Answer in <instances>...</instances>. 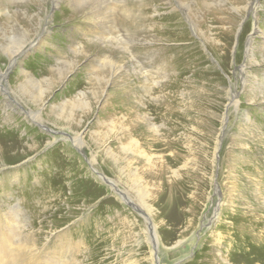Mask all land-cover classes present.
<instances>
[{
	"label": "rangeland",
	"instance_id": "374dc122",
	"mask_svg": "<svg viewBox=\"0 0 264 264\" xmlns=\"http://www.w3.org/2000/svg\"><path fill=\"white\" fill-rule=\"evenodd\" d=\"M0 1V264H264V0Z\"/></svg>",
	"mask_w": 264,
	"mask_h": 264
},
{
	"label": "bare ground",
	"instance_id": "6f19581e",
	"mask_svg": "<svg viewBox=\"0 0 264 264\" xmlns=\"http://www.w3.org/2000/svg\"><path fill=\"white\" fill-rule=\"evenodd\" d=\"M4 1H6L8 4H12V5H14L15 7H16V9L17 8H19L20 7V3H19V1H25V2H32V3H34L35 5L37 4H39L40 2H41V0H4ZM182 2H184L183 4H185V5H188L189 7H191L193 10H197L199 13H197L196 11H194V13L195 14H201V13H203V12H205L206 13V11L207 12H210V11H212L211 9L212 8H210V7H208L207 6V3L205 4V5H202V4H199V2H198V0H182ZM59 3V2H58ZM43 6V5H42ZM41 6V7H42ZM0 8H3V9H5L6 11H8V12H11V11H15V12H18V13H25V12H23V10H14V9H11V7H9V6H5V5H3L2 3H1V1H0ZM216 8V7H215ZM214 10V9H213ZM192 11V10H191ZM221 11V10H220ZM193 12V11H192ZM217 12V11H216ZM222 12V11H221ZM220 13V12H219ZM199 17V15L197 16V18ZM12 22V19L11 20H9L8 21V19H6V18H3L2 20H0V29L2 30V29H6V28H9L10 27V23ZM4 36H5V38L7 39V40H9L10 38H11V30H8V31H6L5 30V33H4ZM251 43V40H249V44ZM7 45V44H6ZM6 45H5V48L9 51V47H6ZM10 45V44H9ZM252 46V45H251ZM23 49H20L19 51H18V54L22 51ZM264 49H262V51H263ZM13 52V51H12ZM11 53V52H10ZM14 53H11V55H13ZM12 56H9V58H11ZM11 61L13 60V58L12 59H10ZM109 63V62H108ZM108 63H104L103 65H105V66H109V64ZM25 70V69H24ZM100 71V73H98L97 71H93L92 72V74H91V81H90V83H91V91L93 92V96H86L85 94V98H83L82 100H80L79 98L80 97H78V96H76L74 99H69V100H66V101H63V102H61L60 103V105L58 106V105H56V108L58 107V108H60L61 110H65V109H67L68 107H70V106H73V107H75V106H77V105H74L73 103H74V101L75 100H77V101H80L81 102V104H80V107H78V108H80V109H90L91 108V103H93L92 102V100L94 99H96V93L98 92V90H99V88L102 86V76H104V70H99ZM22 72V71H21ZM27 72V71H26ZM95 72V73H94ZM27 75V84H28V86H27V88L26 89H32V88H35V87H39V88H41V89H44V90H42L41 92H39V93H31L30 91H28L29 92V94L31 93V95H30V97H31V99L34 101V102H36V103H38V106H39V108L40 109H45V105H46V100L44 99V95H45V89L46 88H44L43 87V85H40V84H38V79H36L35 78V76H33L32 74H26ZM90 78V77H89ZM88 78V79H89ZM49 80V79H48ZM47 80V81H48ZM255 80V81H254ZM253 80V90L254 91H256V90H260V88L261 87H264V83H263V80H259L257 77H255V79ZM50 81H52V80H50ZM40 82H42V81H40ZM31 83H37V86H33V85H31ZM56 83V82H55ZM263 83V84H262ZM30 85H31V87H30ZM45 85V84H44ZM48 85H49V87H48ZM47 85V87L49 88V90H51L52 89V84H48ZM48 95H50V93L48 94ZM86 99V100H85ZM85 100V101H84ZM0 110H4V108L3 107H1L0 106ZM5 111V114H6V116H7V118H9L10 119V114L6 111V110H4ZM67 111V113H68V115H69V117H70V115L72 116V113L71 112H69L68 110H66ZM70 111H73V110H70ZM82 111V110H81ZM76 116V115H75ZM118 118V117H117ZM120 118H123L124 119V117H120ZM116 119V118H115ZM115 119H114V121H115ZM73 120H75V119H73ZM111 120V119H110ZM117 122H119V121H117ZM124 122H125V120H124ZM119 124V123H118ZM99 125H101L102 127H104V129L105 128H108V130L110 129V127H111V125H112V123H103V122H101V121H99ZM114 126V125H113ZM112 126V127H113ZM125 126V125H124ZM131 126V125H130ZM130 126H129V128H125V132H129L130 133ZM117 127V126H116ZM127 127V126H126ZM115 128V127H114ZM113 128V129H114ZM100 129V128H99ZM112 129V130H113ZM116 129V128H115ZM102 130V129H101ZM107 130V131H108ZM103 131V130H102ZM127 132V133H128ZM92 134H96V132L94 133L93 131H92ZM98 134H100V133H98ZM108 134V133H107ZM97 136H99V135H97ZM100 138V137H99ZM76 139V138H75ZM102 139V138H101ZM77 140V139H76ZM138 146V143H137V141L134 139V138H132V135L131 134H129L128 135V142H126V144H125V149L127 150V151H129V152H132V153H134V150H133V147H137ZM137 153L139 154V155H142L143 157L144 156H146V158H147V160H149V158H151V157H149L148 155H145V153L143 152V151H141V149H138L137 150ZM132 159V158H131ZM130 159V160H131ZM149 163H150V161H149ZM130 167V166H129ZM130 173V172H129ZM139 176V175H138ZM134 177V176H133ZM136 177V176H135ZM136 180V179H135ZM140 180V179H139ZM134 181V180H133ZM138 181V180H137ZM141 181V180H140ZM4 224H7L6 222H4L3 220H1L0 219V238H2L3 236H1V235H3V234H5V232L7 233V231L6 230H4ZM13 226V225H12ZM12 231V230H11ZM7 235V234H6ZM9 235V234H8ZM5 237H3V239H4ZM8 240V239H7ZM3 241V240H2ZM10 243V242H9ZM12 243V242H11ZM0 246H5V247H7L8 248V241L7 242H5V243H1L0 244ZM13 250V249H12ZM3 252V251H2ZM3 254V253H2ZM26 260V259H25ZM19 263H20V261H19Z\"/></svg>",
	"mask_w": 264,
	"mask_h": 264
}]
</instances>
